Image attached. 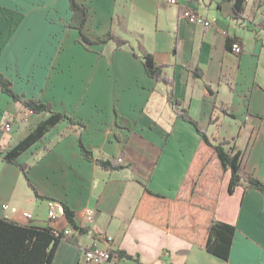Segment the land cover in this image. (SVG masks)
I'll use <instances>...</instances> for the list:
<instances>
[{"label":"crops","instance_id":"1","mask_svg":"<svg viewBox=\"0 0 264 264\" xmlns=\"http://www.w3.org/2000/svg\"><path fill=\"white\" fill-rule=\"evenodd\" d=\"M79 1L90 7L88 34L113 30L130 44L84 47L79 30L68 26L69 0H0V72L18 94L51 102L55 110L86 123L81 129L61 121L18 157L30 166L32 183L43 198L36 197L19 165L0 156V216L71 228L69 235L77 241L62 240L53 264H86L84 250L92 245L122 249L139 259L117 264H264V194L244 183L229 192L231 173L223 171L211 150L194 201L204 206L215 202L216 219L236 227L227 260L198 246L193 215L180 228L183 234L134 215L141 182L171 201L189 195L190 171L204 146L175 107L188 111L209 135L231 139L242 152L243 170L264 182V0H247L239 17L233 0L192 1L197 12L214 21L210 28L180 20V8L168 0ZM44 22L60 31L45 47L46 74L39 84L29 79L33 57L44 61L39 43ZM228 36L240 39L241 53L228 49ZM145 52L167 65L165 74L174 79L171 100V86L146 72ZM196 68L201 77L194 75ZM117 113L134 128L118 126ZM48 116L31 112L0 87V147L14 146ZM4 123H10L9 131ZM81 139L95 158H122L123 168L106 170L87 159ZM62 203L75 212L85 233L72 227ZM87 207L95 215L86 224Z\"/></svg>","mask_w":264,"mask_h":264},{"label":"trees","instance_id":"2","mask_svg":"<svg viewBox=\"0 0 264 264\" xmlns=\"http://www.w3.org/2000/svg\"><path fill=\"white\" fill-rule=\"evenodd\" d=\"M246 1L233 0V8L237 17L244 13ZM69 2L72 17L68 26L79 30V41L84 47L89 48L90 46L105 44L110 41H113L119 48L130 44L127 39L120 37L113 30L103 35L88 34L85 31V27L90 17V7L79 0H69ZM234 42L241 44L238 37H227L226 45L228 49H232ZM135 54L137 55L136 52ZM141 58L149 76L156 81L165 82L171 86L169 97V100H171L174 79L166 76L165 68L167 65L158 63L151 53L145 52L141 55ZM193 73L196 77L202 76V71L198 68L194 69ZM0 87L16 102H20L31 112H46L49 114L46 119L40 121L17 144L9 149L0 147V156L3 160L19 165L29 186L34 190L36 197L43 198L32 183L29 175L30 166L26 163H20L18 157L42 139L59 122L67 121L69 126H77L81 129L86 127V123L81 119L74 118L68 113L55 110L51 102L28 98L18 94L13 88L12 80L1 72ZM206 90L210 94L213 93L212 90H209V86H206ZM221 110L227 112L224 107H221ZM175 112L178 117L183 118L195 127L196 131L202 136V145L206 148V151L202 148L200 156H196L194 159L189 175L191 181L189 195L185 198L177 197L171 201L164 194L153 191L146 183L141 182L143 194L135 209L134 215L164 230H174L180 234H183L180 228L189 225L188 216L193 215L195 218L193 224L198 233L195 241L198 246L223 260H227L230 255L236 227L233 224L216 219L215 202L211 206H204L194 201L195 192L203 177L205 164L211 160L209 150L212 151V154L218 160L223 171H230L231 173L229 192L232 193L236 186L244 183L260 190L264 194V182L254 174L247 173L243 170L242 152L237 149L231 139H217L209 135L206 130L199 127L197 120L186 110L175 107ZM116 124L130 130L134 128L133 124L119 113L116 116ZM80 147L87 159L96 161V163L106 170L123 168V165L114 157L107 159L102 157L95 158L93 152L85 146L82 139L80 140ZM62 206L64 215L68 218L72 227L80 233H85L88 229L77 225L75 212L65 203H62ZM64 239L70 240L71 242L77 241L75 235L65 234L64 230L55 229L50 225L41 226L31 222L20 223L0 216V264H53L57 248ZM107 241L111 245L110 240L107 239ZM108 247L112 256L118 260L131 259L139 262L138 256H132L122 249Z\"/></svg>","mask_w":264,"mask_h":264},{"label":"built area","instance_id":"3","mask_svg":"<svg viewBox=\"0 0 264 264\" xmlns=\"http://www.w3.org/2000/svg\"><path fill=\"white\" fill-rule=\"evenodd\" d=\"M171 5H175L180 8L179 19L187 21L190 23H198L203 25L205 28L213 27L214 21L207 18L206 16L197 12L190 3L194 0H168ZM232 50L236 53H241L242 48L239 43L234 42L232 44ZM4 129L9 131L11 129L10 123H4ZM119 162H123L122 158L118 159ZM6 207V205L4 206ZM28 219H32L31 213L25 214ZM95 215V209L92 207H87L84 210L85 222L90 223L93 221ZM49 216L51 218H56L55 210L49 211ZM65 234H71L72 229H64ZM84 261L86 264H117L118 259L114 258L109 250L108 246H98L92 245L84 250ZM142 264V263H139Z\"/></svg>","mask_w":264,"mask_h":264},{"label":"rangeland","instance_id":"4","mask_svg":"<svg viewBox=\"0 0 264 264\" xmlns=\"http://www.w3.org/2000/svg\"><path fill=\"white\" fill-rule=\"evenodd\" d=\"M53 20V19H52ZM59 26H57L54 23H45L44 22V32L42 33L43 39H40L39 43H43L44 45V61H41V57L38 59V57H33V64H32V70L34 71L33 74L31 75L30 79H33L36 81V83H44V76L46 74V68L42 67L43 64L42 62H46V58H47V53L45 50V47H47L48 45L51 44V42L54 41V37L56 38L57 35L59 34L60 28ZM41 35V34H40ZM40 56V55H39ZM23 67H25L26 69H29V66L27 64L23 65Z\"/></svg>","mask_w":264,"mask_h":264}]
</instances>
